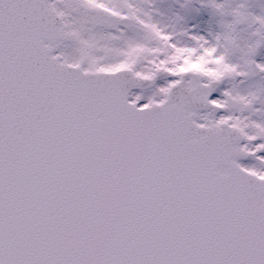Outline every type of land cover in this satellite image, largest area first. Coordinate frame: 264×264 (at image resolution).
<instances>
[{
    "label": "snow or ice",
    "instance_id": "obj_1",
    "mask_svg": "<svg viewBox=\"0 0 264 264\" xmlns=\"http://www.w3.org/2000/svg\"><path fill=\"white\" fill-rule=\"evenodd\" d=\"M0 264H264V0H0Z\"/></svg>",
    "mask_w": 264,
    "mask_h": 264
}]
</instances>
